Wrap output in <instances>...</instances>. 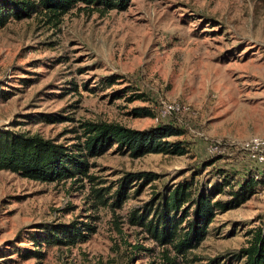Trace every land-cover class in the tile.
Wrapping results in <instances>:
<instances>
[{"label":"rangeland","instance_id":"1","mask_svg":"<svg viewBox=\"0 0 264 264\" xmlns=\"http://www.w3.org/2000/svg\"><path fill=\"white\" fill-rule=\"evenodd\" d=\"M160 101L189 106L190 114L167 120L184 129L183 155L131 158L111 148L86 159L91 181L40 182L0 170V264H244L237 251L254 230L264 233V180L238 207L217 211L184 254L158 244L133 214L184 178L193 177L196 191L225 175L235 188L264 169L236 144L264 135V0H130L120 11L73 8L57 21L32 15L0 28V129L67 145L82 139L85 121L153 126ZM136 107L153 115L134 116ZM46 114L59 121L42 120ZM204 136L225 148L209 156ZM140 171L158 178L137 191L131 184L112 205L118 179ZM70 223L92 231L68 245L33 240L43 226Z\"/></svg>","mask_w":264,"mask_h":264},{"label":"trees","instance_id":"2","mask_svg":"<svg viewBox=\"0 0 264 264\" xmlns=\"http://www.w3.org/2000/svg\"><path fill=\"white\" fill-rule=\"evenodd\" d=\"M130 0H0V28L10 20H20L32 15H42L48 21H57L70 9L106 12L111 9L124 10ZM114 76H108L107 84L114 82ZM131 98H142V94ZM130 98V99H131ZM134 116L153 114L147 107L131 110ZM60 116L42 115V120L55 122ZM79 142L62 144L53 139L44 138L36 133L23 134L0 129V170L15 173L22 178L40 182L61 180L79 181L82 178L92 180L89 175L87 158L99 156L109 149L118 154L138 158L149 153L164 155H183L188 148L184 141V129L173 123H155V125L134 129L112 122H89L81 124ZM80 137V138H81ZM79 139V137H77ZM173 138V139H170ZM211 163V162H210ZM209 164L208 162L203 165ZM158 178L150 171L128 172L118 179L112 195V205L120 206L125 199L127 189L136 182L137 191ZM264 180V169L248 172L236 187L230 186V179L214 182L210 187L202 186L195 191L192 188L193 177L184 178L169 189L153 194L142 211L133 214L134 224L141 227L158 244H169L176 253L184 254L195 248L204 238L206 228L214 215L238 207L256 192V186ZM228 187V189H227ZM226 189V190H225ZM101 189H93L98 193ZM219 194H226L225 200L215 199ZM90 233L92 228L84 225ZM74 223L43 226L34 233L35 241L50 245H68L87 239L89 233H82ZM35 255L39 251L32 250ZM237 257L244 259V264H264V233L254 230L245 247L237 251ZM165 261L171 263L168 257Z\"/></svg>","mask_w":264,"mask_h":264},{"label":"built area","instance_id":"3","mask_svg":"<svg viewBox=\"0 0 264 264\" xmlns=\"http://www.w3.org/2000/svg\"><path fill=\"white\" fill-rule=\"evenodd\" d=\"M188 114H190V109L185 103L160 101L156 107L153 121L154 123H162L166 120L165 123H171L169 121L167 122L171 116L178 118L180 115ZM204 142L205 150L209 156L221 153L226 145L225 141L221 139L209 138L206 136H204ZM236 144L253 161L264 166V135H250L241 139Z\"/></svg>","mask_w":264,"mask_h":264}]
</instances>
